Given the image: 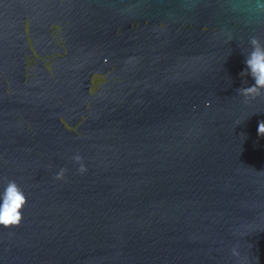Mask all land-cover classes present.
<instances>
[{
    "label": "water",
    "instance_id": "water-1",
    "mask_svg": "<svg viewBox=\"0 0 264 264\" xmlns=\"http://www.w3.org/2000/svg\"><path fill=\"white\" fill-rule=\"evenodd\" d=\"M257 3L0 0V264H264Z\"/></svg>",
    "mask_w": 264,
    "mask_h": 264
},
{
    "label": "clouds",
    "instance_id": "clouds-1",
    "mask_svg": "<svg viewBox=\"0 0 264 264\" xmlns=\"http://www.w3.org/2000/svg\"><path fill=\"white\" fill-rule=\"evenodd\" d=\"M257 10L264 12V4L257 3ZM249 46L250 51L244 53L246 70L241 73V76H250L254 83L251 86L241 87L237 92L246 99H255L264 96V42L253 35L249 38ZM257 131L258 135L264 138V121L259 122ZM74 160L80 164V173L87 171L79 155L75 156ZM64 171L61 169L55 178L63 179ZM0 201H2L0 203V226L9 229L18 227L22 222V210L26 205V196L15 181L7 183L0 195Z\"/></svg>",
    "mask_w": 264,
    "mask_h": 264
}]
</instances>
